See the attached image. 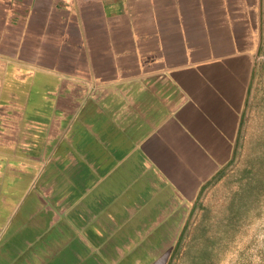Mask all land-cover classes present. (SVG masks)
I'll use <instances>...</instances> for the list:
<instances>
[{
  "label": "crops",
  "instance_id": "obj_1",
  "mask_svg": "<svg viewBox=\"0 0 264 264\" xmlns=\"http://www.w3.org/2000/svg\"><path fill=\"white\" fill-rule=\"evenodd\" d=\"M252 0H0V264H169L231 161Z\"/></svg>",
  "mask_w": 264,
  "mask_h": 264
},
{
  "label": "rangeland",
  "instance_id": "obj_2",
  "mask_svg": "<svg viewBox=\"0 0 264 264\" xmlns=\"http://www.w3.org/2000/svg\"><path fill=\"white\" fill-rule=\"evenodd\" d=\"M252 2V72L239 122L241 129L236 154L228 166H223V172L207 184L200 203L205 204L206 213L201 209L191 214L189 228L184 230V242L175 246L176 255L171 262L176 264H190V257L199 245H194L192 239L194 228L201 225L203 216V225L208 226L216 236L214 243L209 244L215 253V264H264V195L259 202H254V195L250 192L248 202L243 207L245 223L237 236L231 239L223 231L229 200L238 188L239 172L246 166L254 170L260 168L257 157L264 158V0ZM236 206L241 207V204Z\"/></svg>",
  "mask_w": 264,
  "mask_h": 264
},
{
  "label": "trees",
  "instance_id": "obj_3",
  "mask_svg": "<svg viewBox=\"0 0 264 264\" xmlns=\"http://www.w3.org/2000/svg\"><path fill=\"white\" fill-rule=\"evenodd\" d=\"M240 129L239 125L237 140L239 138ZM237 144L238 142H236V145ZM236 145L232 151L231 161L227 164V166L232 162V158L236 154ZM257 162H259L260 168H255L254 170L253 168H247L246 166L239 172V178L237 180L238 188L231 200H229V204L227 206V219L223 224V231L225 235H229L231 239L237 236L245 223L243 219L246 212L243 210V207L248 202L250 192L254 195V202H259L261 197L264 195L262 193V191L264 192V158H260V156H258ZM239 204H241V207L236 206ZM204 212L206 213V211ZM203 222H205V216H203L201 225L199 224L194 228L192 239L193 242H195L194 245H199L190 257V264H215V253L213 248L211 246L209 247V244L214 243L216 236L210 231L208 226L205 227V225H203ZM176 257L177 256H175V258ZM172 262L173 264H176L174 261ZM172 262L170 261L169 264H172Z\"/></svg>",
  "mask_w": 264,
  "mask_h": 264
}]
</instances>
